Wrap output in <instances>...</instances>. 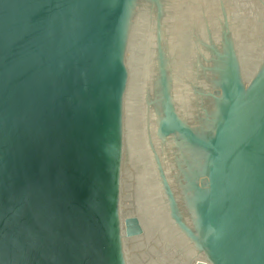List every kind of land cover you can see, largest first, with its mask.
I'll return each mask as SVG.
<instances>
[{"label":"water","instance_id":"obj_1","mask_svg":"<svg viewBox=\"0 0 264 264\" xmlns=\"http://www.w3.org/2000/svg\"><path fill=\"white\" fill-rule=\"evenodd\" d=\"M0 264H264V0H0Z\"/></svg>","mask_w":264,"mask_h":264}]
</instances>
